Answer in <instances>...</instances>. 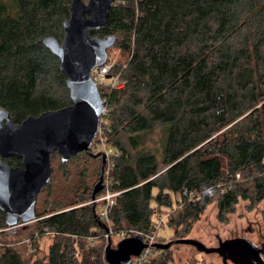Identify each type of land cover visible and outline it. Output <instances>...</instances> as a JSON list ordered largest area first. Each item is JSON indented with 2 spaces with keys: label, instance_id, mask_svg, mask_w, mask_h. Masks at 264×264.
Segmentation results:
<instances>
[{
  "label": "trees",
  "instance_id": "obj_1",
  "mask_svg": "<svg viewBox=\"0 0 264 264\" xmlns=\"http://www.w3.org/2000/svg\"><path fill=\"white\" fill-rule=\"evenodd\" d=\"M11 1L15 12L0 0V107L20 123L71 103L60 60L43 43L63 39L71 0ZM90 35L114 36L113 46L128 54L108 75L119 74L124 85L104 93L109 141L120 151L111 174L114 189L123 190L112 228L149 232L178 193L184 204L169 222L176 233L185 226L182 235L216 194L224 223L240 200L250 208L264 200V0H117ZM82 154L98 158L104 175L95 152L61 161ZM6 161L22 165L21 158ZM84 194L40 219L39 228L57 236L46 260L34 264H106L98 239L107 225L97 203L55 212L92 200ZM8 227L0 210V233ZM161 251L162 260L147 264H169ZM0 264L23 261L6 245Z\"/></svg>",
  "mask_w": 264,
  "mask_h": 264
},
{
  "label": "water",
  "instance_id": "obj_2",
  "mask_svg": "<svg viewBox=\"0 0 264 264\" xmlns=\"http://www.w3.org/2000/svg\"><path fill=\"white\" fill-rule=\"evenodd\" d=\"M117 0H71L70 17L64 23L63 39L46 36L43 43L60 60V69L66 77L71 103L39 115H29L22 122L13 121L9 112L0 107V210L6 223L15 227L36 218V202L40 191L51 182L53 167L51 154L58 152L62 161L87 151L99 129V120L105 104L102 94L92 77V71L104 64L108 49L115 43L114 36L90 35V30L103 27L109 18L111 7ZM21 158L22 165L12 166L9 157ZM105 163V156L102 155ZM103 174L94 185V199L103 187ZM241 241L233 238L219 246H206L202 241L186 237L168 242H156L160 249L174 243L197 247L205 253L218 252L235 262L233 246ZM146 246L143 235L131 234L122 238L116 246L109 238L104 248L107 264H130ZM227 249L233 254L226 253Z\"/></svg>",
  "mask_w": 264,
  "mask_h": 264
},
{
  "label": "rangeland",
  "instance_id": "obj_3",
  "mask_svg": "<svg viewBox=\"0 0 264 264\" xmlns=\"http://www.w3.org/2000/svg\"><path fill=\"white\" fill-rule=\"evenodd\" d=\"M10 8L11 12H15L11 0H2ZM86 1V0H85ZM17 4V0H13ZM108 59L111 63H125L128 59V54L124 53L117 46L108 49ZM110 82V78L106 79ZM102 92L110 90L109 87L99 88ZM103 96V95H102ZM106 120V119H105ZM104 123L107 124L105 121ZM100 155V154H99ZM102 156V155H100ZM51 165L53 174L51 182L43 187L37 197L36 202V218L15 227H8L4 232L0 233V246H13L23 261V264H34L36 261L46 260L49 248L52 245L57 234L49 229L42 230L38 223L40 219L49 215L50 209L58 203H71L77 201L82 195L89 196L92 192V186L99 180L100 172L102 171L98 158L89 155H81L76 159L70 160L67 163L61 161L60 154L56 151L51 154ZM106 162V161H105ZM106 165L104 163V171ZM180 193L173 197L174 214L176 215L184 204L181 200ZM200 218L193 223L191 229L182 235L185 231V226H180V232L176 233V225L165 221L157 231L158 242H168L176 238L186 237L202 241L206 246H215V235L220 234L223 237L233 235H244L255 237L258 233L264 234V221L262 211L264 209V200L257 203L254 208H250L248 200H240L235 207V211L228 214V222L224 223L218 220L217 213V194L213 197ZM90 201L85 200L77 204L65 205L60 210H67L74 207L87 205ZM154 204V201L152 202ZM162 210V209H161ZM171 209H163L162 212ZM160 212V211H159ZM161 212V213H162ZM160 214V213H159ZM157 219V215L154 220ZM24 226H26L24 228ZM104 237V236H103ZM121 239H113V246H116ZM98 242L105 247L108 243L106 237L98 239ZM186 243H174L169 248H166L170 256L169 264H220L215 253H205L197 249V247L185 246ZM77 245V244H76ZM78 253V251H77ZM104 254V248H103ZM164 252L161 251L155 261L162 260ZM105 262V261H104Z\"/></svg>",
  "mask_w": 264,
  "mask_h": 264
},
{
  "label": "built area",
  "instance_id": "obj_4",
  "mask_svg": "<svg viewBox=\"0 0 264 264\" xmlns=\"http://www.w3.org/2000/svg\"><path fill=\"white\" fill-rule=\"evenodd\" d=\"M113 66L114 63H111L110 61H106L104 64L96 67L92 71V77L96 82L98 88L109 87L111 90L113 88H119L124 85V80L120 78L119 74L110 77L109 83L106 82V79L108 78L109 73L113 69ZM102 93H103L102 97L104 100L105 108L99 120L98 132L94 136L88 149L92 152L105 156L106 168L103 175L104 187L101 190L102 193L99 196H96L94 199L90 200V203H97V213L99 215V218L107 225V230L103 234V236L106 237L108 241L110 238L113 243L114 238L122 239L131 234L138 233L143 235L146 246L141 250L139 254L132 255L130 264H147L150 260L156 258L162 250L154 246V244L158 242L157 231L165 221L169 220V217L174 212V209L158 214L157 219L152 222L151 229L149 232H139L127 227L118 228V229L112 228L111 226L112 209L115 205L116 197L123 190L114 189L116 180L111 174V169L113 167V160L115 157H117L120 154V151L115 146H113L109 141V134L112 132V127L109 126L108 123L107 124L104 123L106 121L104 116L107 113L108 105H107V98L104 94L105 91ZM180 205H182V201ZM88 240L92 242L94 240V236L88 237Z\"/></svg>",
  "mask_w": 264,
  "mask_h": 264
},
{
  "label": "flooded vegetation",
  "instance_id": "obj_5",
  "mask_svg": "<svg viewBox=\"0 0 264 264\" xmlns=\"http://www.w3.org/2000/svg\"><path fill=\"white\" fill-rule=\"evenodd\" d=\"M87 151L90 150L88 149ZM233 238H240L241 241H239L237 245L233 246V249L235 250L234 254L233 252H231L233 250L230 249H227L226 253L237 256L238 260L237 262H235L229 256L225 257L224 255H221L218 252H211L217 255L220 264H264V234L263 233H258L255 237H248L239 234L223 237L220 234H216L215 239L217 244L215 246H219L221 242Z\"/></svg>",
  "mask_w": 264,
  "mask_h": 264
},
{
  "label": "crops",
  "instance_id": "obj_6",
  "mask_svg": "<svg viewBox=\"0 0 264 264\" xmlns=\"http://www.w3.org/2000/svg\"><path fill=\"white\" fill-rule=\"evenodd\" d=\"M163 211V210H162ZM164 212H166V211H164ZM164 212H162V213H164ZM161 214V213H160Z\"/></svg>",
  "mask_w": 264,
  "mask_h": 264
}]
</instances>
